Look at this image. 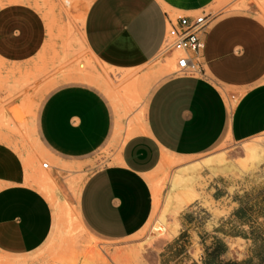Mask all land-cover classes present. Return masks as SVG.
<instances>
[{
    "label": "crops",
    "instance_id": "1",
    "mask_svg": "<svg viewBox=\"0 0 264 264\" xmlns=\"http://www.w3.org/2000/svg\"><path fill=\"white\" fill-rule=\"evenodd\" d=\"M213 1L72 0L83 17L86 45L101 66L113 70L116 85L132 83V92L150 86L135 130L81 184L78 213L93 233L118 239L143 227L153 208L147 175L164 154L194 155L220 138L243 140L264 130V44L248 49L233 24L254 19L244 14L211 19L201 74H161L169 70L171 58L150 66L165 35L167 14L207 12ZM235 94L232 106L227 99ZM17 101L11 99L7 108ZM114 123L111 105L93 83L62 84L46 95L37 112L40 152L55 162L83 158L109 140ZM21 142L0 125V252L9 255L41 246L53 224L50 201L26 181L34 168L27 170L23 159L34 153L22 151Z\"/></svg>",
    "mask_w": 264,
    "mask_h": 264
},
{
    "label": "rangeland",
    "instance_id": "2",
    "mask_svg": "<svg viewBox=\"0 0 264 264\" xmlns=\"http://www.w3.org/2000/svg\"><path fill=\"white\" fill-rule=\"evenodd\" d=\"M20 1L29 5L0 0V125L22 137V151L34 153L23 159L27 170L34 168L26 181L50 201L53 224L41 246L22 255L0 252V264H199L215 239L226 245L224 259L264 264V154L246 166L239 164L244 145L255 143L264 151V130L244 142L220 138L194 155L164 154L147 175L152 212L132 235L105 238L82 224L77 208L81 184L135 130L150 86L132 92V83L116 85L113 70L101 66L90 53L83 36V17L73 2ZM205 10L212 18L244 14L254 19L233 23L237 35L248 49L264 44V0H214ZM167 59L157 55L150 66ZM174 68L172 58L169 70L161 74ZM71 82L93 83L103 92L115 115L114 129L109 140L92 154L55 162L40 152L43 146L36 135L35 119L46 95ZM118 92L124 96H117ZM11 99L18 101L7 108ZM236 99L237 94L228 96L227 101L233 106ZM209 155L223 156L226 169L202 166L190 176L185 173L181 183L174 182L187 166ZM43 161L49 166L42 167ZM182 193H189L192 201L184 204ZM241 205L245 209L237 215Z\"/></svg>",
    "mask_w": 264,
    "mask_h": 264
},
{
    "label": "built area",
    "instance_id": "3",
    "mask_svg": "<svg viewBox=\"0 0 264 264\" xmlns=\"http://www.w3.org/2000/svg\"><path fill=\"white\" fill-rule=\"evenodd\" d=\"M211 19L208 12L180 14L176 17L167 14L166 31L158 55L174 59L175 73L204 72L205 32ZM230 98H234V95H230ZM41 165L48 167L49 163L43 161Z\"/></svg>",
    "mask_w": 264,
    "mask_h": 264
},
{
    "label": "bare ground",
    "instance_id": "4",
    "mask_svg": "<svg viewBox=\"0 0 264 264\" xmlns=\"http://www.w3.org/2000/svg\"><path fill=\"white\" fill-rule=\"evenodd\" d=\"M66 2L68 4H72V0H66ZM259 148L260 147L258 146V144H255V143L244 145L242 147L243 156H242V159H241L239 164H241L242 166H246L250 162H254L256 159H258L262 154H264V151L259 149ZM221 157H223V156L215 158L214 155H209V156L205 157L204 159H202L201 161L196 162L195 164H190L189 166H187V168L184 171L178 173L177 176H175L174 182L181 183L186 178L184 175L185 173H188V176H190L191 174L196 173L200 169V167H202V166L203 167H206V166L210 167L213 170H223L224 171L226 169L227 165L225 164L226 161ZM215 163L217 164L216 166L214 165ZM191 178H189V179H191ZM188 191H190V190L188 189ZM181 195L183 196L182 198L184 199L183 200L184 204L185 203L188 204L192 201V197H190L189 193H185V194L182 193ZM182 207L183 206L179 207V209H181ZM161 218L164 220L163 216Z\"/></svg>",
    "mask_w": 264,
    "mask_h": 264
},
{
    "label": "trees",
    "instance_id": "5",
    "mask_svg": "<svg viewBox=\"0 0 264 264\" xmlns=\"http://www.w3.org/2000/svg\"><path fill=\"white\" fill-rule=\"evenodd\" d=\"M245 206L241 205L235 213L241 215L244 211ZM226 250V245L220 239H215V241L205 249V253L202 257L201 264H241L242 261L224 259L221 254Z\"/></svg>",
    "mask_w": 264,
    "mask_h": 264
}]
</instances>
